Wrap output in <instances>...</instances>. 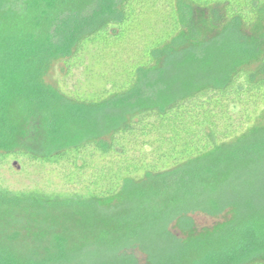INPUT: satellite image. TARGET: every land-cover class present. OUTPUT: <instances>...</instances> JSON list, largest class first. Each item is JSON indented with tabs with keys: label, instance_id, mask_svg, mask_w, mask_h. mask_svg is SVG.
Instances as JSON below:
<instances>
[{
	"label": "trees",
	"instance_id": "16d2710c",
	"mask_svg": "<svg viewBox=\"0 0 264 264\" xmlns=\"http://www.w3.org/2000/svg\"><path fill=\"white\" fill-rule=\"evenodd\" d=\"M263 114L264 0H0V153L71 186L0 189V264H264Z\"/></svg>",
	"mask_w": 264,
	"mask_h": 264
},
{
	"label": "rangeland",
	"instance_id": "374dc122",
	"mask_svg": "<svg viewBox=\"0 0 264 264\" xmlns=\"http://www.w3.org/2000/svg\"><path fill=\"white\" fill-rule=\"evenodd\" d=\"M72 78L65 79V68L63 60L53 61L45 74V81L53 87L61 88L67 82V89H72L75 80ZM261 121L264 123V114ZM61 167L55 164L41 163L29 160L24 157L5 156L0 153V189H8L12 191L37 188L45 191L67 192L71 186L66 185L60 179ZM194 221V233H201L225 222L229 217V213H225L218 217H208L201 213L191 215ZM172 232L179 237H186L174 227ZM138 258V264H145V257L134 252Z\"/></svg>",
	"mask_w": 264,
	"mask_h": 264
}]
</instances>
